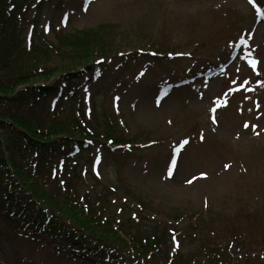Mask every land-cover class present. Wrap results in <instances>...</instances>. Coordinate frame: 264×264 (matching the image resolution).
<instances>
[{
  "label": "rangeland",
  "instance_id": "1",
  "mask_svg": "<svg viewBox=\"0 0 264 264\" xmlns=\"http://www.w3.org/2000/svg\"><path fill=\"white\" fill-rule=\"evenodd\" d=\"M253 1H25L29 8L16 16L11 35L25 44L33 29V44H21L11 66H0V75H19L0 88V159L6 162L0 178L10 189L0 190V264H116L109 261L112 254L121 264H214L224 253L225 264H264V21H257ZM240 39L245 43L226 71L204 77L230 58ZM76 40L86 44L80 47L86 55L90 47L106 52L100 56L105 60L74 72L78 93L67 102L71 93L59 75L71 60L82 64ZM194 75L203 79L173 86ZM29 84H48V98L13 103ZM5 111L40 120L56 142L61 135L86 133L97 140L67 159L74 139L71 147L44 155L49 174L33 178L39 190L32 196L21 181L29 187L35 153L25 163L15 160L17 147L29 141L13 132ZM110 146L120 147L115 155ZM179 153L172 176L169 159ZM13 159L24 174L14 173ZM43 189L80 211L58 210ZM10 193L17 197L13 202ZM29 196L50 203L54 210L45 207L46 212L61 228L70 223L95 237L87 236L89 248L75 247L67 233L29 242L16 236L3 218L21 212V219L35 217V208L25 206ZM67 209L69 218L63 215ZM134 226L143 243L151 237L153 252L137 244L134 230H124Z\"/></svg>",
  "mask_w": 264,
  "mask_h": 264
},
{
  "label": "trees",
  "instance_id": "2",
  "mask_svg": "<svg viewBox=\"0 0 264 264\" xmlns=\"http://www.w3.org/2000/svg\"><path fill=\"white\" fill-rule=\"evenodd\" d=\"M26 0H0V66H3V68H9L10 65V61L12 59H15L17 57V51L20 50L21 48V44H23V39L18 37V36H12V26L15 22L16 16L17 15H25L26 11L29 8L28 2H25ZM13 7L15 8V10H13V8L10 10L11 12H8L7 7ZM93 43V42H91ZM62 45H69L67 42L63 41L61 42ZM86 44L79 42V40L75 42L74 44V51L76 52V54L80 53V59H82L81 61H79V63L82 64H86L88 61H92L95 59V57H97L100 54H104V51H93V47H90V49L88 50L89 53L88 55L85 54V52H83L82 49H80V47L84 46ZM93 45V44H92ZM34 52H38L36 49L34 50ZM44 54H46L48 56V51H43ZM62 52L67 55L70 54V48H68L67 50H62ZM62 53V54H63ZM72 55H74V52L72 53ZM64 56V55H63ZM83 57V58H82ZM71 62L73 63V65L78 64L75 62V60H71ZM78 66V65H76ZM74 66V67H76ZM71 66L69 67H65L64 69H70ZM72 67V68H74ZM1 69V67H0ZM19 75H9V74H3L0 75V88L1 87H6V85L8 86V84H6L7 82L12 83L14 82V79L16 77H18ZM74 79L70 80L68 82V86L71 87V85H73ZM43 91H45V88H38L35 87L33 85H28L25 88H23L21 91H19V93H17L15 95L14 98H12V102L13 103H22V104H28L33 98H38L40 96H43ZM39 94V95H38ZM42 98V97H40ZM45 98H42V100H45ZM3 100L0 99V106L2 104ZM2 113V112H1ZM4 115H6L7 117H9L10 119H12V122H9V127H12L13 132L18 133V135L21 137V141L23 140H27L29 142H31L32 144H29V142L27 143V145H21L20 147L18 146L16 154H20L19 158H15V160H17L18 162H21L24 160H27L30 156L33 155V153H35V158L36 159H32L30 160L31 163L34 162L35 165L34 166H30V170L31 172H34L33 176H30L26 170V173L28 174V179H30V185L28 187V181H21V184L23 185L22 189H24L25 191L29 192L30 195L35 196L39 190V186L34 182L33 178L34 177H42L45 173L49 174V165H50V161L46 159V157L44 155H48L51 154L55 151H57L60 147H69V139L71 136L69 135H65L64 138L60 139L59 141L61 142H54V141H50V139H48V134H45V125L44 123H41L40 120H30V119H25L22 116L16 115L14 113H11L10 111H5L4 113H2ZM66 122V121H65ZM15 124L17 127H20L19 129H17L15 127ZM52 125V124H51ZM66 125V124H65ZM53 126V125H52ZM8 139H11L13 137L9 136L7 137ZM35 142H41L43 143L42 145L39 146H32L33 143ZM2 155V148H1V144H0V156ZM13 159V162H11L13 168H15V174L21 173L24 174L21 170L23 169V167L21 168H17L18 165H16V162ZM25 163V162H24ZM4 164H6L5 160H3L2 158L0 159V168H3ZM36 186H32L33 183ZM6 183H4V179H0V190H10L8 189L7 185H5ZM18 186V184L16 185ZM41 188V187H40ZM44 190V189H43ZM45 191V190H44ZM48 194V198L53 201V203L55 205H58V210H60L62 207L63 209L66 207H72L73 204L71 203V201L66 200V198H62L61 200L59 198H57V196L53 195V193L45 191ZM26 193V192H25ZM62 196V195H61ZM9 198L10 200L13 202L17 199V197L13 194L10 193L9 194ZM29 201H28V205L25 204V206L27 208L32 207L35 208V217H31L30 219L34 220L35 222H40L42 220L43 217V213L41 211L40 208H38V204L34 201V199H32L30 196L28 197ZM36 200L40 201L42 199H37ZM81 203V202H80ZM22 204L21 202L18 203ZM49 205L51 206L52 209H54V207H52V205L49 203ZM76 209L79 210V206H73ZM61 209V210H63ZM80 211V210H79ZM63 215L68 214L70 215V211L69 209L64 210L63 211ZM67 218H69V216L65 215ZM20 217L18 216L14 221H8V223H10V226L15 227L16 231L20 229V225H19V219ZM28 221H30L29 219H26ZM51 227H53L51 225ZM75 229V233L79 239H81L84 243L89 242L88 238H85L86 236L84 235V233H81L78 226H74ZM131 229V231H130ZM136 227H128L125 228L124 230L126 232L133 233V230L135 232V237H138L137 240V244L141 245L142 249L148 253V251L150 249L153 248L152 244L153 241L151 240V237H149L148 239H146V241L148 242H142L143 240H141V238L139 237V230H135ZM137 231V232H136ZM134 237V238H135Z\"/></svg>",
  "mask_w": 264,
  "mask_h": 264
},
{
  "label": "snow or ice",
  "instance_id": "3",
  "mask_svg": "<svg viewBox=\"0 0 264 264\" xmlns=\"http://www.w3.org/2000/svg\"><path fill=\"white\" fill-rule=\"evenodd\" d=\"M249 2L251 3L252 0H249ZM257 12L259 13L260 12V9H257ZM251 64H252L253 67H255V61H251ZM245 126L247 127V125H245ZM186 143H187V141L185 140V141L182 142V145L183 144H186ZM182 145H181V147H182ZM174 163H175V159H173V164ZM226 167H227V165H226ZM170 171H171V169H170Z\"/></svg>",
  "mask_w": 264,
  "mask_h": 264
},
{
  "label": "bare ground",
  "instance_id": "4",
  "mask_svg": "<svg viewBox=\"0 0 264 264\" xmlns=\"http://www.w3.org/2000/svg\"><path fill=\"white\" fill-rule=\"evenodd\" d=\"M179 166V165H178Z\"/></svg>",
  "mask_w": 264,
  "mask_h": 264
}]
</instances>
